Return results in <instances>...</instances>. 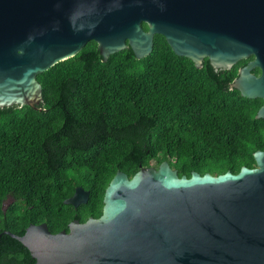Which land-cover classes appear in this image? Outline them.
Segmentation results:
<instances>
[{
    "label": "water",
    "instance_id": "obj_1",
    "mask_svg": "<svg viewBox=\"0 0 264 264\" xmlns=\"http://www.w3.org/2000/svg\"><path fill=\"white\" fill-rule=\"evenodd\" d=\"M156 35L199 69L205 59L230 70L254 57L230 87L264 101V0H0V108L38 109V75L91 41L104 62L129 47L142 59ZM254 157L255 168L218 176L180 177L167 161L132 178L119 171L99 218L56 234L45 223L6 233L36 264H264V150ZM89 200L77 187L64 203Z\"/></svg>",
    "mask_w": 264,
    "mask_h": 264
},
{
    "label": "trees",
    "instance_id": "obj_2",
    "mask_svg": "<svg viewBox=\"0 0 264 264\" xmlns=\"http://www.w3.org/2000/svg\"><path fill=\"white\" fill-rule=\"evenodd\" d=\"M252 59L220 71L205 59L199 69L156 35L145 58L129 47L104 62L91 41L39 74L38 109L0 108V264H36L6 232L23 235L45 223L56 234L75 219L99 218L119 171L132 178L165 161L180 177L255 168L264 101L230 87ZM77 187L90 200L76 210L64 201Z\"/></svg>",
    "mask_w": 264,
    "mask_h": 264
},
{
    "label": "flooded vegetation",
    "instance_id": "obj_3",
    "mask_svg": "<svg viewBox=\"0 0 264 264\" xmlns=\"http://www.w3.org/2000/svg\"><path fill=\"white\" fill-rule=\"evenodd\" d=\"M249 59H250V58H249ZM208 60H209V59H208ZM252 60H253V59H252ZM252 60H251V61H252ZM209 63H210V62H209ZM210 65H211V64H210ZM212 67H213V66H212ZM213 68H214V67H213ZM214 69H215V68H214ZM256 69H257V68H256ZM258 69H259V68H258ZM215 70H216V71H220V70H217V69H215ZM259 70H260V69H259ZM253 71H254V70H253ZM255 75L260 76V75H261V70H260V73H259V74H255ZM78 208H79V207H78ZM78 208H77V209H78ZM77 209H76V210H77ZM88 219H89V218H88ZM88 219H87V220H88ZM75 220H78V219H75ZM87 220H86V221H87ZM79 221H80V220H79ZM81 223H84V222H81ZM68 230H69V228H68Z\"/></svg>",
    "mask_w": 264,
    "mask_h": 264
},
{
    "label": "rangeland",
    "instance_id": "obj_4",
    "mask_svg": "<svg viewBox=\"0 0 264 264\" xmlns=\"http://www.w3.org/2000/svg\"><path fill=\"white\" fill-rule=\"evenodd\" d=\"M155 168H158V166H157V167H155Z\"/></svg>",
    "mask_w": 264,
    "mask_h": 264
}]
</instances>
